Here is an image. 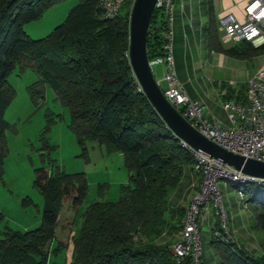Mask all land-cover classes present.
Masks as SVG:
<instances>
[{
    "label": "trees",
    "instance_id": "trees-1",
    "mask_svg": "<svg viewBox=\"0 0 264 264\" xmlns=\"http://www.w3.org/2000/svg\"><path fill=\"white\" fill-rule=\"evenodd\" d=\"M57 1L0 0V173L8 127L4 115L15 94L8 75L17 65L29 67L39 75L30 86L32 97L41 96L48 84L68 107V126L81 155L87 154L86 142L96 140L108 152L122 154L128 171L117 200L95 201L82 214L70 264H191L190 257L179 258L171 249L181 234L187 207L173 205L170 194L194 157L136 88L129 58L134 0H123L113 18L102 16L97 0H79L46 36L33 39L26 34L23 25ZM207 3L211 12V0ZM165 29L164 14L154 8L146 40L149 60L164 54ZM205 46L242 59L264 53V44L254 47L245 40L224 44L212 15L205 26ZM232 90L227 97L245 102L244 84L238 92ZM230 182L253 211L252 227L264 234V182ZM33 185L44 197L41 222L23 231L5 227L0 264H46L63 202L77 207L88 190L84 173H66L58 166L49 171L36 168ZM212 215L210 228L207 223L199 225L202 264H264V235L258 243L260 252L250 250L233 237L227 214L224 224Z\"/></svg>",
    "mask_w": 264,
    "mask_h": 264
},
{
    "label": "rangeland",
    "instance_id": "rangeland-1",
    "mask_svg": "<svg viewBox=\"0 0 264 264\" xmlns=\"http://www.w3.org/2000/svg\"><path fill=\"white\" fill-rule=\"evenodd\" d=\"M78 2L79 0L55 2L40 17L25 23L24 31L33 39L46 36L64 21L69 10ZM187 2L195 7L198 15L207 16V0ZM201 51L206 63L210 60L209 79L217 84L223 81L226 85L233 80L234 91L241 89L244 80L256 70L264 69V53L242 59L221 57L219 53L209 52L206 46H203ZM151 69L156 79L162 76L159 66L153 65ZM183 72L185 74L186 69H183ZM37 80L39 75L33 69H20L18 65L8 75V82L15 94L4 115L8 127L5 131L6 151L0 173V238L5 227L23 231L40 224L44 197L33 185L36 168L45 167V170L49 171L58 166L66 173L82 172L88 184L87 193L77 207L63 202L58 216L56 236L49 244L46 262L70 264L73 238L81 226L82 214L95 201L117 200L120 185L128 181V171L123 157L118 152H108L105 146L96 140L87 141V154L81 155V147L68 126V107L48 84H44L41 96L37 93L33 98L30 86ZM160 86L165 88L163 82ZM209 92L212 93L213 88ZM221 116L224 123L228 124L226 112L222 111ZM217 183L225 208L224 213L230 218L228 225L231 226L233 237L248 249L260 252L258 243L264 234L251 226L254 220L249 204L242 200L238 189L230 181L218 180ZM187 186L188 180L182 176L178 186L170 194V202H173L178 190L187 193L188 199L190 187ZM195 192L196 190L193 194ZM176 202L184 205L187 201L183 198ZM211 214H216L215 209L210 211L209 215ZM223 219L226 221V216H223ZM211 224L212 222L209 228Z\"/></svg>",
    "mask_w": 264,
    "mask_h": 264
},
{
    "label": "built area",
    "instance_id": "built-area-1",
    "mask_svg": "<svg viewBox=\"0 0 264 264\" xmlns=\"http://www.w3.org/2000/svg\"><path fill=\"white\" fill-rule=\"evenodd\" d=\"M97 1L105 18L115 17L123 3V0ZM174 1L156 0L155 8L162 11L166 21L164 54L149 60L150 66L158 63L164 66L162 81L165 88L157 82L164 96L189 124L208 140L233 154L264 162V69L256 70L244 80L245 102L234 99L223 101L228 125L222 126L219 122L207 117L202 111L201 104L187 95L176 75L173 56ZM243 12V21L237 20L231 14L220 19L224 42L245 40L254 47L263 45L264 0H247ZM136 81L137 90L143 92L137 78ZM179 140L193 155L192 169L200 175V181L187 207L179 239L171 249L179 258L190 257L191 264H202L203 247L199 225L205 221L212 209H215L216 214L223 220V224L225 222L223 219L225 208L222 204L218 180L264 182V179L245 175L220 160L195 150L184 140L180 138ZM239 196L242 200L244 199L242 193H239ZM225 233L227 234L226 229Z\"/></svg>",
    "mask_w": 264,
    "mask_h": 264
},
{
    "label": "crops",
    "instance_id": "crops-1",
    "mask_svg": "<svg viewBox=\"0 0 264 264\" xmlns=\"http://www.w3.org/2000/svg\"><path fill=\"white\" fill-rule=\"evenodd\" d=\"M211 3L212 11L208 12L207 16L201 17L196 13L195 7L187 2V0L174 1L175 21L173 28V56L176 75L182 83L187 95L201 104L202 111L207 117L214 119L224 126L228 124H225L226 122L224 123V119L221 116L222 111L226 112L223 108V101L225 99L235 100L234 97H227L228 93L233 89L232 84L234 81L230 80L228 85H226L223 81L217 84L216 81L209 79L210 75L208 71L210 68V60L208 59L206 63L201 51L203 46H205V26L207 25L209 16L212 15L217 21L221 41L225 44L219 21L223 16L228 14L233 15L239 21H243V9L247 0H211ZM208 50L209 52L219 53L221 57L227 56L211 49ZM197 52L199 54H197ZM154 65L159 66L163 75V64L158 63ZM183 69H186L185 74ZM156 81L159 82V84L163 82L162 76L156 79ZM242 84H244V82ZM212 88L214 93L209 92L212 91ZM213 96H215V98ZM120 155L122 156V154ZM183 176L188 180L187 187H190V189L188 188V199L186 196L187 193L185 194L181 192V190H178L175 192V199H173L172 204L187 207L193 192L198 188L200 175L195 173L192 167H188L184 170ZM183 198L187 201L184 205L181 202H176ZM212 216V214L207 216L202 225L204 223L210 224V222H213L214 219Z\"/></svg>",
    "mask_w": 264,
    "mask_h": 264
},
{
    "label": "water",
    "instance_id": "water-1",
    "mask_svg": "<svg viewBox=\"0 0 264 264\" xmlns=\"http://www.w3.org/2000/svg\"><path fill=\"white\" fill-rule=\"evenodd\" d=\"M156 0H134L129 20V58L135 77L157 113L178 138L245 175L264 179V162L233 154L201 135L164 96L147 57L146 40Z\"/></svg>",
    "mask_w": 264,
    "mask_h": 264
}]
</instances>
